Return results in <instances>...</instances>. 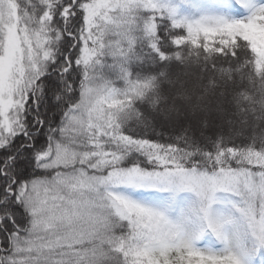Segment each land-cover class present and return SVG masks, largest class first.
Listing matches in <instances>:
<instances>
[{"label": "snow or ice", "instance_id": "6c2138e0", "mask_svg": "<svg viewBox=\"0 0 264 264\" xmlns=\"http://www.w3.org/2000/svg\"><path fill=\"white\" fill-rule=\"evenodd\" d=\"M0 264H264V0H0Z\"/></svg>", "mask_w": 264, "mask_h": 264}]
</instances>
